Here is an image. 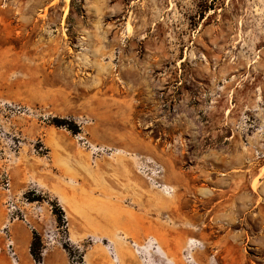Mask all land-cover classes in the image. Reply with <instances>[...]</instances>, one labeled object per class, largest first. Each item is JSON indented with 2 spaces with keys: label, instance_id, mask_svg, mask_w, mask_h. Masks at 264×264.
Listing matches in <instances>:
<instances>
[{
  "label": "rangeland",
  "instance_id": "rangeland-1",
  "mask_svg": "<svg viewBox=\"0 0 264 264\" xmlns=\"http://www.w3.org/2000/svg\"><path fill=\"white\" fill-rule=\"evenodd\" d=\"M14 260L264 264V0H0Z\"/></svg>",
  "mask_w": 264,
  "mask_h": 264
},
{
  "label": "built area",
  "instance_id": "built-area-1",
  "mask_svg": "<svg viewBox=\"0 0 264 264\" xmlns=\"http://www.w3.org/2000/svg\"><path fill=\"white\" fill-rule=\"evenodd\" d=\"M6 186L9 187L10 186V183L7 182V185ZM7 191L9 192L10 190H7ZM14 264H16V260H14Z\"/></svg>",
  "mask_w": 264,
  "mask_h": 264
},
{
  "label": "trees",
  "instance_id": "trees-1",
  "mask_svg": "<svg viewBox=\"0 0 264 264\" xmlns=\"http://www.w3.org/2000/svg\"><path fill=\"white\" fill-rule=\"evenodd\" d=\"M32 254H33L34 257H36V253L34 252V250L32 251Z\"/></svg>",
  "mask_w": 264,
  "mask_h": 264
},
{
  "label": "bare ground",
  "instance_id": "bare-ground-1",
  "mask_svg": "<svg viewBox=\"0 0 264 264\" xmlns=\"http://www.w3.org/2000/svg\"><path fill=\"white\" fill-rule=\"evenodd\" d=\"M120 151V150H119ZM123 153V152H122Z\"/></svg>",
  "mask_w": 264,
  "mask_h": 264
}]
</instances>
